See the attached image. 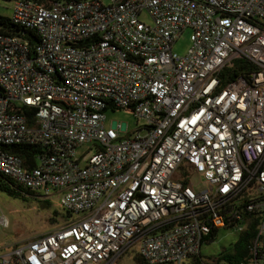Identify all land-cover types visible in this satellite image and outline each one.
<instances>
[{
	"label": "built area",
	"instance_id": "obj_1",
	"mask_svg": "<svg viewBox=\"0 0 264 264\" xmlns=\"http://www.w3.org/2000/svg\"><path fill=\"white\" fill-rule=\"evenodd\" d=\"M11 11L38 42L0 34V173L57 195L67 219L0 264H115L132 246L145 264H182L212 232L243 231L244 212L257 216L252 264H264V0H15ZM236 61L242 74L222 79ZM108 109L130 110L137 128L106 127ZM85 144L92 153L77 156ZM11 145L40 151L24 163Z\"/></svg>",
	"mask_w": 264,
	"mask_h": 264
},
{
	"label": "rangeland",
	"instance_id": "obj_2",
	"mask_svg": "<svg viewBox=\"0 0 264 264\" xmlns=\"http://www.w3.org/2000/svg\"><path fill=\"white\" fill-rule=\"evenodd\" d=\"M15 0H0V15L10 17L11 9ZM144 23H150V19L145 13L140 15ZM190 30H184L172 46V51L178 55L186 53L190 46ZM105 126H116L121 124L123 128L133 131L138 124L136 119L128 109H108L105 111ZM77 156H88L92 153L89 145L85 144L76 148ZM25 199H16L0 192V217L4 216L8 222L6 227L0 225V254L10 247L18 245L25 240L32 239L38 235L47 233L62 226L65 212L61 209L57 195L53 194L48 198H41L40 192H31ZM57 213V215H54ZM81 216V214L79 215ZM79 216H73L78 218ZM50 218H54L51 221ZM238 232L234 229H220L216 232V237L212 242L201 244L199 250L200 262L210 264L221 252L228 251L230 245L237 239ZM137 247H130L122 254L115 264H137L135 254ZM182 264H194L192 258L182 262ZM224 264V263H220Z\"/></svg>",
	"mask_w": 264,
	"mask_h": 264
},
{
	"label": "trees",
	"instance_id": "obj_3",
	"mask_svg": "<svg viewBox=\"0 0 264 264\" xmlns=\"http://www.w3.org/2000/svg\"><path fill=\"white\" fill-rule=\"evenodd\" d=\"M38 3L43 4L45 7L49 6V3L53 0H32ZM0 34L4 35H24L28 40L31 47L38 42V38L32 31H26L24 29H20L11 23L9 17L0 15ZM240 61H236L233 63L232 67L226 68L221 73V78H226L228 80H232L239 75L242 74V66ZM29 125V121H28ZM3 150L8 151L11 154L19 157L24 163L27 160H31L34 155H36L40 150L36 146L30 145H11L6 146ZM0 192L6 194L9 197L16 199H25V196H29L32 193L30 191L24 190L19 187L8 177L2 175L0 173ZM57 215V213H54ZM67 217V214H65ZM65 217V218H66ZM244 221V229L239 232L237 235V239L234 243H232L226 252H221L218 257H216L210 264H220L221 262L224 264H252L253 263V255L251 253V247L253 246L254 238L257 232V216L255 213L244 212L243 216ZM51 221H54V218H50ZM216 237V232H212L209 234L204 242L209 243L212 242ZM135 260L137 264H145L138 256H135ZM194 264H204L200 262L199 255L192 257Z\"/></svg>",
	"mask_w": 264,
	"mask_h": 264
}]
</instances>
